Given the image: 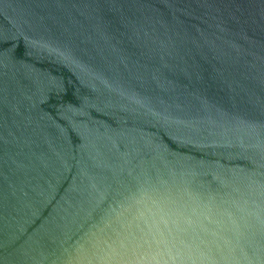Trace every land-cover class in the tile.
Masks as SVG:
<instances>
[{"label": "water", "instance_id": "95a60500", "mask_svg": "<svg viewBox=\"0 0 264 264\" xmlns=\"http://www.w3.org/2000/svg\"><path fill=\"white\" fill-rule=\"evenodd\" d=\"M0 264H264V0H0Z\"/></svg>", "mask_w": 264, "mask_h": 264}]
</instances>
